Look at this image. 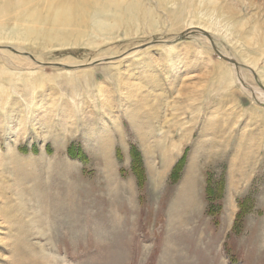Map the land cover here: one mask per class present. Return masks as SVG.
Listing matches in <instances>:
<instances>
[{
	"label": "rangeland",
	"instance_id": "rangeland-1",
	"mask_svg": "<svg viewBox=\"0 0 264 264\" xmlns=\"http://www.w3.org/2000/svg\"><path fill=\"white\" fill-rule=\"evenodd\" d=\"M0 264H264V0H0Z\"/></svg>",
	"mask_w": 264,
	"mask_h": 264
}]
</instances>
